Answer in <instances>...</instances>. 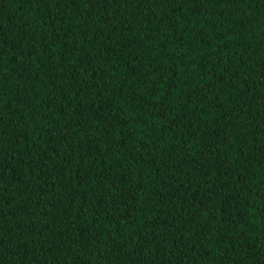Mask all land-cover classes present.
Segmentation results:
<instances>
[{
  "label": "trees",
  "instance_id": "obj_1",
  "mask_svg": "<svg viewBox=\"0 0 264 264\" xmlns=\"http://www.w3.org/2000/svg\"><path fill=\"white\" fill-rule=\"evenodd\" d=\"M0 264H264V0H0Z\"/></svg>",
  "mask_w": 264,
  "mask_h": 264
}]
</instances>
